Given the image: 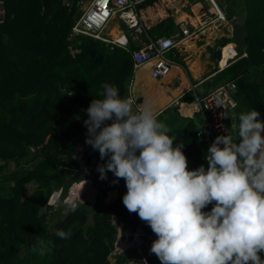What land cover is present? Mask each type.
Masks as SVG:
<instances>
[{
    "label": "trees",
    "instance_id": "1",
    "mask_svg": "<svg viewBox=\"0 0 264 264\" xmlns=\"http://www.w3.org/2000/svg\"><path fill=\"white\" fill-rule=\"evenodd\" d=\"M64 1L5 2L7 17L0 25V160L12 159L18 165L0 176V264H111L108 255L118 233L112 213L126 223L123 234L136 229L141 220L124 206V191L113 202H104L107 190L123 178L106 183L95 204L79 202L72 211L63 202L73 183L97 177L93 169L107 163V157L102 160L99 151L85 143L87 108L93 99L103 98L104 84L117 87L121 97L129 96L135 75L129 51L90 36H71L77 3L86 0H70L71 7ZM216 1L233 24L232 37L224 38L222 45L235 43L239 57L215 70L204 86L236 80V125L238 115L251 109H257L258 119L264 121V0ZM137 8L152 16L157 9H166L160 0H143ZM177 28L168 15L149 31L164 35ZM231 48L225 49L222 64L232 57ZM134 97L142 105L143 96ZM199 131L195 118H190L169 132L175 136L173 146L183 145L189 170L208 167L205 157L211 144L199 140ZM28 162L31 165L26 166ZM5 164H0V175ZM107 175L116 180L112 172ZM33 182L36 186L30 191ZM57 190L61 196L56 205L50 200ZM213 204L202 211H210ZM57 230L72 234L62 239L55 235ZM41 240L44 255L39 254ZM259 255L264 259L263 252ZM154 264H161L156 255Z\"/></svg>",
    "mask_w": 264,
    "mask_h": 264
},
{
    "label": "clouds",
    "instance_id": "2",
    "mask_svg": "<svg viewBox=\"0 0 264 264\" xmlns=\"http://www.w3.org/2000/svg\"><path fill=\"white\" fill-rule=\"evenodd\" d=\"M87 108L86 144L123 178V204L157 236L150 251L161 264H264V121L251 109L238 115L237 136L218 135L202 164L188 169L182 144L150 104L137 106L113 85ZM111 120L110 124L105 123ZM214 202V204H213ZM213 204L210 211L202 209ZM77 205L70 204L74 211ZM71 232L57 230L67 239ZM44 255V241H39Z\"/></svg>",
    "mask_w": 264,
    "mask_h": 264
},
{
    "label": "built area",
    "instance_id": "3",
    "mask_svg": "<svg viewBox=\"0 0 264 264\" xmlns=\"http://www.w3.org/2000/svg\"><path fill=\"white\" fill-rule=\"evenodd\" d=\"M5 2L6 0H0V25L5 23L7 17ZM139 2L140 0H91L87 8L76 18L72 26L71 36H90L109 44L112 48L114 46L121 47L130 52L134 63V73L142 66L151 63V76L154 79H163L171 74L174 64L166 57V54L173 52L186 38L197 34L196 31L199 28L196 26L194 30L187 21L181 20L179 22L180 32L152 37L148 33V15L140 12L137 8ZM64 4L71 7L72 2L65 0ZM83 4L84 1H78L77 3L79 8ZM219 17H221L220 12ZM116 18L123 23L124 33L120 37L112 38L105 33V30L110 22ZM130 43H134L136 47L130 48ZM224 51L222 52V58ZM237 55L238 52L236 50V54L229 58L226 66L219 67V71L236 60L238 58ZM133 86L134 82L132 79L129 85V96L135 100L133 97ZM236 90L237 82L233 79L223 82L201 97L196 96L195 106L200 111L203 119L199 131V140L201 142L212 144L218 135H227L228 133L235 138V112L238 106L235 96ZM137 106L140 105L135 101L134 111ZM202 128L204 129L202 130ZM202 133L204 134L203 137ZM73 159H77V154L73 155ZM68 196H71V194ZM70 203L77 204L78 202L71 201ZM113 223L118 226V233L111 253L135 254L129 264L155 263V254L150 249L152 242L157 239V236L148 224L145 225L144 221L140 220L136 229H130L123 234L126 223H116L115 221ZM262 252L264 253V251Z\"/></svg>",
    "mask_w": 264,
    "mask_h": 264
},
{
    "label": "crops",
    "instance_id": "4",
    "mask_svg": "<svg viewBox=\"0 0 264 264\" xmlns=\"http://www.w3.org/2000/svg\"><path fill=\"white\" fill-rule=\"evenodd\" d=\"M90 1L91 0L84 1L83 6L86 5L87 3H90ZM141 1L143 0H140V2ZM160 1L166 7V9H163V8L157 9V11L153 12L155 14L154 16H152V14L147 9L143 11V13H146L148 15L149 28L152 26V24L155 21H160L165 16L170 15L173 17L178 27L176 30L170 33L180 32L179 22L182 19H178L176 15H175L176 17L175 18L171 10V9H174V7H176L175 6L176 1L175 0H160ZM215 2L217 3L216 0ZM217 5H218V8L223 12L222 13L214 6L218 14L219 12L221 14L220 18L225 19L226 15L223 9L220 7L218 3ZM176 8L178 9V7ZM81 13L79 15H81ZM225 20L229 21L227 17ZM149 28H148V33L152 37L164 36V35L170 34V33L164 34V35L152 34L150 33ZM123 33H124L123 28H115V29H112L108 35L112 38H117V37H120V35ZM232 35H233V26H232ZM229 36L225 38L232 37V36L231 37ZM187 39L188 38H186L183 42H181L173 51L178 61L176 62L175 65H173L171 74L169 76L163 79H154L151 76L152 64L150 63V64H146L142 66L141 68H139L133 77V82H134L133 88L135 90V92H133V97H134V93H136L138 96H143L144 100L142 101V106L145 105L144 103L153 105L155 98L156 99L159 98L158 101L164 99V103L160 102L157 104L158 106H152V108L156 113H158V119L161 120L163 123H165L170 128V131L173 130L174 128L180 127L181 125L184 124V122L187 119H190V118H195L196 124L200 126V124L202 123L201 122L202 116H201L200 111H198L195 106L194 96H190V94L192 92H195L197 94L198 89H201L202 91L200 95L201 97L205 95L206 93L212 91L215 87H212V86L205 87L204 81L208 79L209 77H211L212 75H214L215 70H218L219 72V67L226 66L227 64V62H224L222 64V61H223L222 54H221V59L218 60V58H216L219 61V65H218V69H215V70H213V68H215L214 62L212 61V59H210L209 54L206 56L205 61H202L201 59L193 60V59H190L188 56H182L181 55L182 53L180 54V52L186 51L185 48L189 46L186 43ZM205 39L207 41L202 45L203 46L201 48L202 50L203 49L206 50L207 49L206 47L214 46L213 42H211L212 40L208 39V37H206ZM129 45H130L129 47L131 48V45H135V44L130 43ZM231 45H232L231 54H233L232 56H234L236 54V49H235L233 42H230L226 48H228ZM221 49H220V52H221ZM200 57H202V54L200 55ZM183 64H185L186 67ZM175 104L177 106H175ZM200 119L201 121H199ZM262 135H264V133H262ZM80 145L81 144L78 143L75 146L76 149H75L74 154H77V150L79 149ZM93 170L94 172H96L97 177L91 176L90 178L79 181L78 184L76 182L73 189H71L72 190L71 193L73 192L72 196L71 197L68 196V199L69 198L73 199L71 201H74L75 199H79L80 202L85 201V202H89L90 204H95L97 195L102 193V190L105 188L106 183H109V182L113 183L114 178H112L110 175H107L106 179H100V173L98 174L99 172L98 169L94 168ZM91 189H94V191ZM120 191H124L125 193L127 192L125 180H123V182H118L115 188L107 190L104 196L105 204H109L113 202L114 200H116L120 194ZM88 192L91 194L89 195ZM69 194H70V191H69ZM85 196L87 200H81V197H85ZM69 204H71L70 201H69ZM114 221L116 223L124 222L116 214L112 213V222Z\"/></svg>",
    "mask_w": 264,
    "mask_h": 264
},
{
    "label": "rangeland",
    "instance_id": "5",
    "mask_svg": "<svg viewBox=\"0 0 264 264\" xmlns=\"http://www.w3.org/2000/svg\"><path fill=\"white\" fill-rule=\"evenodd\" d=\"M175 1H176V3L174 2L175 6L178 7V9L176 7H174V9H171L174 17L176 15V17L178 19L186 20L189 23V26L194 30H195L196 26L199 28L196 31L197 34H195V35H193L187 39V44L189 46H187L185 48L186 51H182V52H180V54L182 53L181 54L182 56H188L190 59H193V60L201 59L202 61H205L206 56L209 54L210 59H212V61L214 62L215 68H213V70L218 69L219 61L216 58L219 57V54H221L223 52L224 48L226 47V44L222 45L223 38L228 37L229 35H230L229 37L232 36L233 24L231 23V21L228 18L227 19L229 21L220 19L217 10L215 9L214 5L212 4V2L210 0H175ZM88 5H89V3H87L84 6H81V8H78L79 10H77L76 18L79 16V14L85 8H87ZM115 28H124L123 23L120 20H118L117 18L110 22V24L107 26V28L105 30V33L109 34V32ZM180 37H181V35H180ZM206 37H208V39L212 40L211 42H213L214 46L213 47H206L207 48L206 50H204V49L202 50L201 49L203 47L202 45L207 41L205 39ZM233 44L235 46V49L239 53L236 44L235 43H233ZM221 47H222V49H221ZM200 49H201V51H200ZM220 49H221V52H220ZM201 54H202V57H200ZM166 57L169 58L174 63L173 65H175L176 62L178 61L173 52L167 53ZM237 57H239V55H237ZM206 87H208V86H206ZM133 92H135L134 88H133ZM196 92H197V90H196ZM201 92H202L201 89H198L197 94L195 92H192L190 94V96L193 95L194 98L196 99L197 95H198V97H200ZM195 99H194V101H196ZM158 100H159V98H157V99L155 98L153 105H151V106H158L157 104L160 102L164 103V99H162L160 101H158ZM144 104H146V103H144ZM140 106H142V105H140ZM175 106H177V105L175 104ZM199 121H201V119ZM201 122L203 123V119ZM4 163H6L4 165V166H6V168L3 169V172L1 173L0 176L8 174L9 170H14V166L18 165L17 161H14L12 159L8 160V162H5L4 160H0V164H4ZM25 165L28 166L31 164L28 162ZM74 185L75 184H73L72 187L69 188V191H70V189H73ZM35 186L36 185L34 182L29 184V190L33 191ZM91 190L94 191V189H91ZM69 191L67 193V196H65L63 199V202L67 203V204H69L68 203L69 201L71 202V200H73V199L69 198L68 199L69 201H66L67 197L69 195ZM70 194L72 196V193H70ZM90 194L91 193H89V195ZM60 196H61V190H57L54 193V195L51 197L50 202L56 204L57 200H59ZM81 200H87L86 196L81 197ZM77 201L80 202L79 199H75L73 202H77ZM81 202H85V201H81ZM52 222H53V217L51 216L50 223H52ZM112 249L110 250V253L108 255V260L110 261L111 264H115L118 257L121 255H124V254H119L116 252L111 253ZM134 256H135V254H133V253L126 255L125 258H123V260L121 261V264H129L130 261L134 258Z\"/></svg>",
    "mask_w": 264,
    "mask_h": 264
},
{
    "label": "water",
    "instance_id": "6",
    "mask_svg": "<svg viewBox=\"0 0 264 264\" xmlns=\"http://www.w3.org/2000/svg\"><path fill=\"white\" fill-rule=\"evenodd\" d=\"M211 2H212V4H214V6L216 5V6H218L217 5V3L215 2V0H211ZM8 40H9V35L8 34H6L5 36H4V42H8ZM204 128H202V130H203ZM204 136V134L202 133V137ZM45 210V207H42L41 209H40V213H43V211Z\"/></svg>",
    "mask_w": 264,
    "mask_h": 264
},
{
    "label": "bare ground",
    "instance_id": "7",
    "mask_svg": "<svg viewBox=\"0 0 264 264\" xmlns=\"http://www.w3.org/2000/svg\"><path fill=\"white\" fill-rule=\"evenodd\" d=\"M221 19H224V18H221ZM187 43V42H186ZM227 47V46H226ZM225 50V49H224Z\"/></svg>",
    "mask_w": 264,
    "mask_h": 264
}]
</instances>
